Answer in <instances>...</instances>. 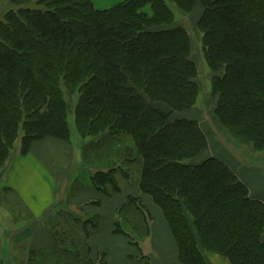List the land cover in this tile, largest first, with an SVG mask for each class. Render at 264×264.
Masks as SVG:
<instances>
[{
    "label": "trees",
    "instance_id": "1",
    "mask_svg": "<svg viewBox=\"0 0 264 264\" xmlns=\"http://www.w3.org/2000/svg\"><path fill=\"white\" fill-rule=\"evenodd\" d=\"M201 107L242 160L243 146L264 154V0L104 9L93 0H0V173L46 138L73 150L78 137L80 150L130 138L140 190L163 211L180 263L264 264V201L207 155L208 132L187 114ZM117 170L93 173V187L117 184ZM82 254L67 263L89 262Z\"/></svg>",
    "mask_w": 264,
    "mask_h": 264
},
{
    "label": "rangeland",
    "instance_id": "2",
    "mask_svg": "<svg viewBox=\"0 0 264 264\" xmlns=\"http://www.w3.org/2000/svg\"><path fill=\"white\" fill-rule=\"evenodd\" d=\"M122 1L124 0H95V3L98 8L104 9L110 8ZM193 22L194 24H196V21ZM192 58L197 63L200 70L198 79L200 85L202 89H207L208 84L206 81L207 79L204 78L205 72L204 66L202 64V56L200 50L197 48V44L193 50ZM187 114L188 116H195V118L200 120L204 129L208 132L210 144L207 149V155L213 154L227 162L232 163L234 166H237L235 167V170H241V168L247 166V161H243L241 157H239V155L235 152V150L231 146H229V143H231L229 134L224 131L221 132L219 127H217L214 122L210 121L207 109L201 107L200 109H194L191 113ZM53 140L56 143H52L51 139V151H43V153L44 155L46 154L47 158H50L52 160L54 158H58L61 161L59 168V170L61 171V173L59 172L61 181L60 190L70 192L71 196L74 199H77L78 196L84 195L83 191H96L93 197L96 198L94 199L96 201L92 202L93 205L90 206V209L93 211V207L98 206L101 211L105 212L102 215H91V218H87V215L84 216L82 212L79 213L77 211V206H73V211L75 210V213H78L79 216L82 214L80 216V218L82 219L81 221H79V223L74 222V225L69 224L67 228H59L61 230H59V236L57 234V237L60 241L59 246H61L62 248L61 252L66 251L65 254L71 256L74 252L80 250L83 253L82 255H84L85 259L89 260V262H82L78 264H107L106 257H108L109 253L113 250V245L117 243L122 237L124 241L126 240L125 243H128L129 241L132 246L138 249L137 252H139L138 255L140 256V259H145L146 264H152L154 260L157 261L158 259H161L162 261L163 256L168 255H164V253H162L164 249L166 251L171 249L172 254H175V256H177L178 258L177 245L173 236V245L171 246H168L166 243L165 245L156 244L154 246L150 245L148 241V233L151 223L153 224L154 222V224H156L157 226L159 224L161 225L160 222H162V218L165 219V216L161 208L153 202L152 198L149 195L138 190L139 182L141 179V166L136 156L134 144L130 138L123 137L118 138V140L102 139L100 142L92 143L82 150H80L81 148L80 146H78L79 137L75 138V150H72V147L70 146V143L68 141L65 142L57 139ZM234 147H236L237 149L239 148L237 146ZM23 157V155H19L16 157L9 172L0 173V193L2 190L4 198L11 199L14 205L17 203L15 205L17 207H14L12 203L10 204H12L13 209H19L22 211L21 215H23V222H32L34 221V219H27L29 213L27 211H24L23 203L19 202L21 200L19 199V197L17 198V193H15L16 191L12 187H10L9 184H7L8 182L6 180V176H8L11 170L15 168V163L19 160V158ZM255 162H261L260 156L257 158V161H252V163ZM113 166L118 167L117 172L113 174L114 179L117 181V184L115 183L114 186H112L111 184L104 185L106 186V191H100L98 190V188H94L95 186L93 187V183L91 182V176L93 175V173L97 171H107ZM53 173H56L55 168H53ZM255 184L258 185L259 183L255 182ZM114 188H118V191H115ZM86 193L89 194V192ZM121 193H123L122 196H118L119 198H117L116 201H124L128 203L123 205L119 210H116L115 214L113 212V206H111V204L112 201L115 200L113 199L114 196ZM91 195L92 193L89 194V196ZM104 196H107L108 198ZM84 197H86V199L84 200L83 198L80 199V197H78L79 200L82 201L79 204L80 207L83 202L85 203L87 202V200H89L86 194ZM64 205L70 209L69 203H65ZM60 206L61 205H59V207ZM29 217H31V214ZM10 219L11 215H7L5 217V220L7 221H9ZM99 220H101L103 224V229H101V226H99ZM119 222L123 229L122 232H117L115 230L116 227L119 226ZM164 222L167 224L170 230V226L167 223L166 219L164 220ZM10 236L11 234H5V237L10 238ZM158 237L159 239H161L160 241L164 239L163 229L161 226L160 234ZM98 238H100L101 241L96 243ZM18 244L19 245H14L17 246L15 247V249L12 248L17 253L28 250L23 248L19 249L21 248V243L19 242ZM9 251L11 252V246ZM31 256L34 257V255ZM16 257L18 259H22V256L16 255ZM72 261L76 262L74 258H72ZM166 261L170 262L171 259H166ZM17 264L22 263L18 262ZM25 264L31 263L27 262ZM62 264L72 263H67V261H64ZM169 264H173V261H171ZM216 264L221 263L219 262Z\"/></svg>",
    "mask_w": 264,
    "mask_h": 264
},
{
    "label": "crops",
    "instance_id": "3",
    "mask_svg": "<svg viewBox=\"0 0 264 264\" xmlns=\"http://www.w3.org/2000/svg\"><path fill=\"white\" fill-rule=\"evenodd\" d=\"M52 143L56 142L52 139ZM241 149V153H243L244 158L249 160L246 162L247 166L241 168V170L236 169L237 174L239 178L249 186L251 195L264 201V154L256 152L249 146H243ZM49 150L51 151L50 138L34 142L27 156L19 158V160L15 163V168L11 170L8 176H6V180L8 182L7 184H9V186L16 191L15 193H17V198L19 197L21 200L19 202L24 205V211L29 213L28 218H26L28 220L34 219V221L23 222V215H21L22 211L12 208L13 206L17 207L15 206L17 203L14 205L11 199L4 198L1 190L0 264H17L18 262H21L22 264L27 262L31 264H61L62 259L69 261L66 259L68 256L65 254L66 251L61 254L62 248L59 246L60 241L57 234L59 236V230H61L59 228H67L69 224L74 225L75 221L73 220V217L69 215H71L70 212L74 213V215L78 213H75V210L73 211V206H77V211L79 213L82 212L84 216L87 215V218H91V215L98 216L105 213L104 211H101L98 206H94L93 211L90 209V206L93 205L92 202L96 201L94 200L96 198H93L96 191H83L84 195L78 197H80V199L83 198L84 200L86 199V197H84L86 194L89 200L85 203L83 202L80 207L79 204L82 201H80L78 197L77 199H74L70 192L60 190L61 181L59 172L61 173V171L59 168L61 161L58 158H54L53 160L47 158L43 151ZM259 156L261 158V162L252 163V161H257ZM227 163L234 169L237 167L230 162ZM53 168H55V174L53 173ZM255 182H258L259 184L257 185ZM138 188V190H140L139 186ZM86 192H89V194L92 193V195L89 196ZM122 194L123 193L117 194L113 198L115 200L112 201L111 206H113V212L115 214L116 210H119L123 205L128 203L124 201H116L117 198H119L118 196H122ZM104 197L108 198L107 196ZM10 203H12L13 206ZM65 203H69L70 209L64 205ZM59 205H61L60 207L62 208H60ZM30 214L31 217H29ZM7 215H11V219L9 221L5 220ZM78 216L79 214L76 215L74 219H82ZM163 219L164 218H162V222H160L161 225L159 224L157 226L154 222L153 224L151 223L148 233V241L150 245H165V243L168 246L173 245L171 231L164 222L165 219ZM99 226L103 229L101 220H99ZM160 226L163 229L164 235V239L162 241H160L161 239L158 237L160 234ZM5 234H11L10 238L5 237ZM100 241L101 239L98 238L96 243ZM125 241L121 237V239L113 245V250L109 253L108 257H106L107 264H146L145 259H140V256L138 255L139 252H137L138 249L132 246L129 241L128 243H125ZM19 242L21 243V248L19 249L23 248L28 250L21 253H17L13 250L17 247L14 245H19ZM10 246L11 252L9 251ZM162 253H164V255H168L163 256L162 261L161 259H158L157 261L154 260L152 264H169L171 261H173V264H182L179 263L177 256L172 254L171 249L168 251L164 249ZM16 255L22 256V259H18ZM31 255H34V257ZM166 259H171V261L168 262ZM219 262L221 264H228L219 257H213V264Z\"/></svg>",
    "mask_w": 264,
    "mask_h": 264
}]
</instances>
